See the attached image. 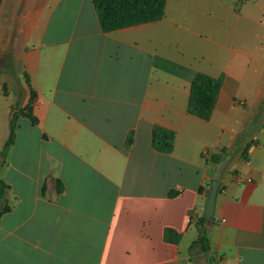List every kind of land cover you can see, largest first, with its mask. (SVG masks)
<instances>
[{"label": "crops", "instance_id": "obj_1", "mask_svg": "<svg viewBox=\"0 0 264 264\" xmlns=\"http://www.w3.org/2000/svg\"><path fill=\"white\" fill-rule=\"evenodd\" d=\"M176 32L211 42L212 65L177 66L162 50ZM197 73L224 76L208 121L186 112ZM154 126L174 132L170 154ZM0 181V264H264V0H167L159 22L108 34L91 0H2Z\"/></svg>", "mask_w": 264, "mask_h": 264}, {"label": "trees", "instance_id": "obj_2", "mask_svg": "<svg viewBox=\"0 0 264 264\" xmlns=\"http://www.w3.org/2000/svg\"><path fill=\"white\" fill-rule=\"evenodd\" d=\"M95 14L102 33L108 34L121 29L159 22L164 17L167 0H91ZM2 0H0L1 6ZM224 76L213 78L203 73H197L189 88V97L186 112L200 120L208 121L212 116L214 107L222 88ZM27 82V77H26ZM34 94L31 93L28 104L20 111V115L27 118L32 124L36 120L31 114V105ZM16 125L12 122L9 128L8 137L3 145L1 156L6 157L8 149L15 140ZM132 143V136L129 134L125 146L129 148ZM174 146V132L160 126H154L151 133V147L154 151L162 154H170ZM211 161L217 163L219 156H212ZM8 186L0 181V217L5 214L9 207L5 203V195ZM171 191L170 198L176 196ZM198 241L190 246V250L198 248L201 254H209L210 246L208 241L209 226L203 217L197 223ZM181 235L171 229L164 231V240L171 244H178Z\"/></svg>", "mask_w": 264, "mask_h": 264}, {"label": "rangeland", "instance_id": "obj_3", "mask_svg": "<svg viewBox=\"0 0 264 264\" xmlns=\"http://www.w3.org/2000/svg\"><path fill=\"white\" fill-rule=\"evenodd\" d=\"M250 0H240L242 4ZM263 21V20H262ZM221 21L218 20L219 24ZM243 24V21L240 22ZM216 24V21H211V27L213 28ZM176 44L170 43L165 47H162V50L168 52V54H178L179 60H176L177 66L182 67H192L193 61H199L201 66H211L212 63L206 62V57H210L211 52L214 49V46L211 42L204 41L203 38H197L195 36L188 37L186 33L176 32ZM183 55V57H181ZM260 73V64H258V74Z\"/></svg>", "mask_w": 264, "mask_h": 264}, {"label": "water", "instance_id": "obj_4", "mask_svg": "<svg viewBox=\"0 0 264 264\" xmlns=\"http://www.w3.org/2000/svg\"><path fill=\"white\" fill-rule=\"evenodd\" d=\"M220 185H221L220 181L216 179H212L209 184V191L203 211V218L208 226H210L214 220L213 217H214L215 203Z\"/></svg>", "mask_w": 264, "mask_h": 264}]
</instances>
